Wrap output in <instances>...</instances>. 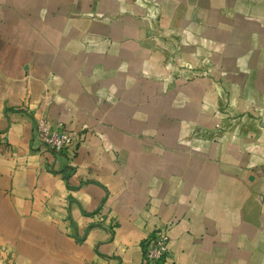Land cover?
<instances>
[{
  "label": "crops",
  "instance_id": "0c3cea01",
  "mask_svg": "<svg viewBox=\"0 0 264 264\" xmlns=\"http://www.w3.org/2000/svg\"><path fill=\"white\" fill-rule=\"evenodd\" d=\"M157 230L264 264V0H0V264H143Z\"/></svg>",
  "mask_w": 264,
  "mask_h": 264
},
{
  "label": "built area",
  "instance_id": "2783aa9c",
  "mask_svg": "<svg viewBox=\"0 0 264 264\" xmlns=\"http://www.w3.org/2000/svg\"><path fill=\"white\" fill-rule=\"evenodd\" d=\"M34 137L40 149L63 155L75 145L76 135L67 132L62 123H52L38 118L33 124ZM171 258L169 238L166 231L157 230L143 247V264H166Z\"/></svg>",
  "mask_w": 264,
  "mask_h": 264
}]
</instances>
